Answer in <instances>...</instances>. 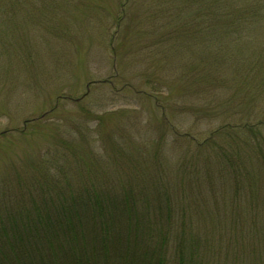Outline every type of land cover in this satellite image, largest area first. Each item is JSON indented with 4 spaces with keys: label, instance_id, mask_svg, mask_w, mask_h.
I'll list each match as a JSON object with an SVG mask.
<instances>
[{
    "label": "rangeland",
    "instance_id": "374dc122",
    "mask_svg": "<svg viewBox=\"0 0 264 264\" xmlns=\"http://www.w3.org/2000/svg\"><path fill=\"white\" fill-rule=\"evenodd\" d=\"M262 138L264 0H0V223L18 195L44 218L98 192L118 229L159 234L169 205L170 254L220 235L234 264L229 237L264 229Z\"/></svg>",
    "mask_w": 264,
    "mask_h": 264
},
{
    "label": "trees",
    "instance_id": "16d2710c",
    "mask_svg": "<svg viewBox=\"0 0 264 264\" xmlns=\"http://www.w3.org/2000/svg\"><path fill=\"white\" fill-rule=\"evenodd\" d=\"M249 131L253 133L252 128ZM258 135L261 133L258 132L256 138ZM254 145L257 146L256 142ZM234 169L237 171L236 175L234 174L237 191L239 194L242 192L241 195H244L245 199H249L246 193H250L258 175L252 174V170L244 166ZM26 196H17L20 204H23L22 207L6 211L7 223L12 224L14 221L12 226L19 228L18 231L11 233L7 229L10 224H6L4 220L0 223L6 224L1 227L6 228L5 231L0 233V264H107L111 258L109 252L114 251L119 253L113 254L118 257L116 264H166L173 260L179 264H214L217 259L214 256L222 254L220 235L218 245L221 248L213 249L210 247L214 240L211 243L209 234L202 240L193 239L188 244H185V237L181 234L176 238L174 254H170L164 246L167 241L165 233L173 230V221L169 220L172 207L169 205L166 207L165 217L155 222L159 228V234H156L150 231L149 220L144 219L143 224H138L130 217L129 211L123 226L118 229L122 224L120 216L112 210L108 197H102L98 192L91 194V197L78 198L71 208H68V203L62 199L57 200L58 205L55 204L54 207L44 205V212L47 214L44 218L38 214V205L32 207L23 200ZM31 200L29 198L30 202ZM119 205H125L127 209L133 207V204L128 202ZM53 209L61 210L56 211L60 217H50ZM157 212L158 210L155 213ZM142 215L145 216L144 213ZM237 222L238 218L235 224ZM227 244L228 250L230 245L236 249L233 251L232 263L264 264V249L256 247H264V229L261 227L246 233L235 231ZM167 254L173 257V260L166 258ZM224 256L227 257V252ZM225 261L228 264L226 259Z\"/></svg>",
    "mask_w": 264,
    "mask_h": 264
}]
</instances>
